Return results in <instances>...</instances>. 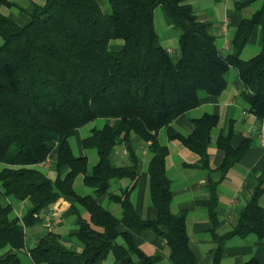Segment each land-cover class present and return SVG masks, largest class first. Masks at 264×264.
Instances as JSON below:
<instances>
[{
  "label": "trees",
  "instance_id": "1",
  "mask_svg": "<svg viewBox=\"0 0 264 264\" xmlns=\"http://www.w3.org/2000/svg\"><path fill=\"white\" fill-rule=\"evenodd\" d=\"M44 5L23 8L0 0V251L25 248V229L42 221V211L62 197H71L89 215L78 214L83 245L81 254L68 249L50 232L30 251L34 264H103L113 253L120 264H157L162 256H147L136 236L152 232L168 243L171 264H198L189 248L187 213L173 214L172 183L166 175V148L157 134L167 129L201 157L200 168H209L211 133L219 118L205 115L195 121V131L182 138L172 128L179 117L200 105V94L218 97L228 87L227 74L238 72L250 110L264 123V4L260 11L239 26L231 54L217 47L211 26L195 16L190 0H44ZM256 0H245L246 6ZM264 1V0H263ZM102 2H108L105 12ZM162 7L179 34L180 58L174 60L161 44L155 25V11ZM16 8L31 22L21 26L1 13ZM241 8V6H240ZM256 27L262 30V50L250 61L241 55ZM119 43V44H117ZM113 46L121 47L114 50ZM99 119L120 121L118 128L106 126L85 141L97 150L98 164L91 176L88 159L74 156L69 139ZM152 142L150 196L158 217L142 220L131 200L132 189L112 194V183L137 180L139 157L128 145L132 165L117 167L114 152L120 143L129 144L132 135ZM233 135L220 138L217 146L226 153L220 168L223 176L240 162L251 147L245 140L233 148ZM58 149V169L68 168L64 179L52 181L35 167L47 162ZM84 175L85 185L97 197L108 196L121 208L116 217L93 197L78 196L76 179ZM264 180L258 183L247 208L239 216L233 233L216 235L214 264H222L226 243L233 237L256 234L264 238ZM217 185L211 184V200L204 204L217 223ZM2 198L28 201L30 210L10 219L11 205ZM125 229L124 231L122 230ZM121 239L123 244H118ZM0 264H21L16 255ZM246 264H260L252 259Z\"/></svg>",
  "mask_w": 264,
  "mask_h": 264
},
{
  "label": "crops",
  "instance_id": "2",
  "mask_svg": "<svg viewBox=\"0 0 264 264\" xmlns=\"http://www.w3.org/2000/svg\"><path fill=\"white\" fill-rule=\"evenodd\" d=\"M244 1H189V5L198 20L211 26L217 47L224 55L232 53V44L241 23L260 11L264 4L263 0H256L242 6ZM44 2V0H30L26 9L33 4L43 6ZM161 9L164 17L157 25L162 33H157L162 46L172 55L179 50V34L174 33L175 30L170 19L162 7ZM16 10L18 16L10 13V16L6 17L15 22L20 21L21 26H27L31 22V18L28 14ZM120 48L113 46L114 50ZM248 50L252 52V56L245 60L243 55ZM261 50L262 30L260 27H256L252 38L242 52L241 59L246 62L250 61L258 56ZM226 78L228 87L225 92L218 97L208 95L205 92L201 93L199 107L177 118L171 125V128L180 137L188 138L195 131V121L202 119L205 115H213L219 118L217 128L211 133L208 169L200 168L201 157L199 155L186 148L180 140L170 139L167 129H162L157 134L158 144L160 147L166 148L168 153L166 175L172 183L173 202L171 210L176 215L181 212L187 213L186 225L189 248L198 264H214V256L218 247L216 235L224 237L235 231L239 224V216L253 198L258 183L264 180V145L262 141L264 123L258 120L250 110V105L245 101L243 96L245 89L240 83L238 72L231 68ZM119 125L120 121L97 120L79 129L69 139L74 156L88 159L87 177L91 176L94 167L99 162V157L97 150L86 146L85 141L91 138L95 131H101L106 126L118 128ZM230 133L234 137L232 145L234 149H237L245 140L251 141L252 144L240 162L226 176H223L220 168L226 153L217 146V142L220 138H226ZM151 144L152 142L146 143L142 138L133 134L129 144L122 142L116 147L113 159L115 166L130 167L132 165L128 145L137 154L140 163L136 181L131 179L115 181L112 183L110 191L114 195H121L123 191L133 188L130 196L131 203L137 215L145 221H154L158 217V211L152 204L150 196L149 168L154 157L150 151ZM58 157V149H55L46 163L35 168L52 181H56L59 177L64 179L69 173V169H58ZM7 167L0 163V173ZM85 178L84 175H81L74 183V190L78 196L93 197L104 208L114 204L110 202L108 196L97 197L94 189H92L94 195L91 196L87 189L89 187L85 185ZM211 184L217 185L219 197L216 224L212 222L208 209L204 207V204L211 200ZM262 188L264 189V185ZM2 201L4 205L12 206L13 213L10 216L12 220H21L31 208L28 201L21 202L14 198H2ZM259 205L264 210V195L260 199ZM78 214L89 219L87 212L78 206L74 198L62 197L58 202L42 211L39 216L42 221L40 224L25 229V248L17 251L8 247L0 251V259L4 260L11 255H16L21 264H34L30 251L38 247L41 240L50 232L58 235L62 244L68 249L81 254L84 248L76 238L79 232ZM48 223L50 228L47 226ZM122 230L125 229L122 228ZM136 245L147 256H162L157 264H171L167 241L157 237L152 232H144L136 236ZM252 259L264 264V238L251 234L243 238L240 236L233 237L226 243L222 255V264H246ZM103 264H120V262L112 253Z\"/></svg>",
  "mask_w": 264,
  "mask_h": 264
},
{
  "label": "rangeland",
  "instance_id": "3",
  "mask_svg": "<svg viewBox=\"0 0 264 264\" xmlns=\"http://www.w3.org/2000/svg\"><path fill=\"white\" fill-rule=\"evenodd\" d=\"M16 4H18L19 6L23 7V8H27L28 5L30 4V0H10ZM103 4V9L105 12L107 11H110V7H109V4L108 2H102ZM30 9V8H29ZM31 10V9H30ZM2 13L5 15V16H10V13H13L14 15H19L18 14V11L16 9H7V8H3L2 9ZM163 11L161 9V7L157 8L156 11H155V20H156V30L157 32L159 33H162V31L160 32V29L157 25L158 22H160L162 20V18L164 17L163 16ZM18 22V21H17ZM18 24H22L20 21L18 22ZM174 33L178 34L177 31H175ZM119 44V43H117ZM252 56V52L250 50H248L244 55H243V59L245 60H248L249 58H251ZM172 57L174 58V60H178L180 58V50H177L176 53L172 54ZM99 120H103V119H99ZM37 169V168H35ZM39 170V169H38ZM90 195L93 196L94 195V191L92 190V188H87ZM107 208L109 211H111L116 217H121V209L119 206L117 205H114V204H111L110 207H105ZM118 244H121L122 241L119 239L117 241Z\"/></svg>",
  "mask_w": 264,
  "mask_h": 264
},
{
  "label": "built area",
  "instance_id": "4",
  "mask_svg": "<svg viewBox=\"0 0 264 264\" xmlns=\"http://www.w3.org/2000/svg\"><path fill=\"white\" fill-rule=\"evenodd\" d=\"M262 141H263V145H264V124H263V129H262ZM47 226L50 228V224L48 223Z\"/></svg>",
  "mask_w": 264,
  "mask_h": 264
}]
</instances>
